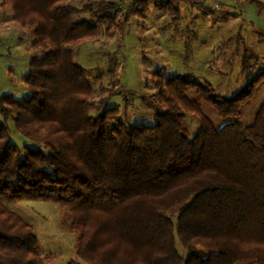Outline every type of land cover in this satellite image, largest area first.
<instances>
[{
    "label": "trees",
    "instance_id": "obj_1",
    "mask_svg": "<svg viewBox=\"0 0 264 264\" xmlns=\"http://www.w3.org/2000/svg\"><path fill=\"white\" fill-rule=\"evenodd\" d=\"M173 1L128 0L122 22L150 4L177 18ZM251 1L264 10V0ZM6 2L38 53L25 77L30 96L0 95V264L46 260L32 225L10 208L19 200L54 202L71 215L80 261L68 264H264V103L251 124L218 128L199 103L224 119L238 118L264 70L230 97L187 75L156 70L157 91L142 96L153 125L122 120L117 107L91 116V84L73 49L95 37L97 23L74 20L78 8L68 0ZM92 4L82 10L109 20V31L118 25L113 2ZM191 90L198 100L187 96ZM187 112L200 122L191 139L184 134ZM9 118L48 152L11 144Z\"/></svg>",
    "mask_w": 264,
    "mask_h": 264
},
{
    "label": "rangeland",
    "instance_id": "obj_2",
    "mask_svg": "<svg viewBox=\"0 0 264 264\" xmlns=\"http://www.w3.org/2000/svg\"><path fill=\"white\" fill-rule=\"evenodd\" d=\"M88 0H68L78 11L74 20L97 23L95 37H88L74 47L75 62L87 73L91 84V116L105 108L117 107L119 117L131 124L153 125L152 108L142 100L157 91L153 73L166 77L187 75L206 82L216 95H234L258 70H264V10L251 0H174L177 18L169 11L149 5L142 15H130L123 21L128 0H91L93 9L113 2L119 8L109 31L108 21H99L89 10H82ZM111 11L109 14H112ZM32 34L13 20L12 8L0 0V95L22 100L31 94L25 82L30 58ZM248 64L244 68V61ZM198 100L195 91L187 92ZM202 113L215 127L239 121L253 122L264 103V82L253 97L241 107L238 118L220 117L209 104L199 101ZM0 112V123H4ZM9 142L18 149H48L41 142L23 136L12 118L6 122ZM199 117L185 113L184 134L191 139L199 129ZM10 208L34 228L38 253L44 264H68L77 256L79 233L72 226L71 215L54 202L19 200ZM183 257L185 252L177 242Z\"/></svg>",
    "mask_w": 264,
    "mask_h": 264
}]
</instances>
